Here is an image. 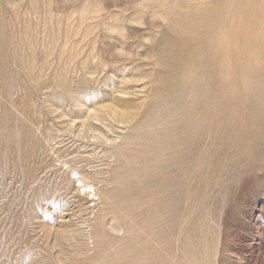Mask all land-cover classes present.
<instances>
[{"label":"rangeland","instance_id":"1","mask_svg":"<svg viewBox=\"0 0 264 264\" xmlns=\"http://www.w3.org/2000/svg\"><path fill=\"white\" fill-rule=\"evenodd\" d=\"M204 17L182 47L224 139L165 123ZM0 34V264H264V0H0ZM255 78L246 160L228 142Z\"/></svg>","mask_w":264,"mask_h":264},{"label":"bare ground","instance_id":"2","mask_svg":"<svg viewBox=\"0 0 264 264\" xmlns=\"http://www.w3.org/2000/svg\"><path fill=\"white\" fill-rule=\"evenodd\" d=\"M214 22L215 19H208V17L202 18L201 21L195 19L193 20L192 18L184 21L183 29L180 35L181 42L179 43L175 54V61L172 63L173 65L169 70L172 76H170L171 81L169 82L168 80V83H170L168 87H172L173 84L177 86L179 85L180 88L183 87V101L181 102L183 109L181 110V108H178L176 113L169 114L166 117L165 123L169 124L170 126L174 125L175 127H173L172 129L181 131L186 139L192 137L197 130H200L202 128H206L205 137L210 136L208 127L210 129H214L212 132L216 136V138L219 137L221 139H224L228 135V131L225 128L226 115L225 105L223 102V92L220 89L218 94H215L212 93V91L206 89L205 86L203 87V83L192 82V78L195 76L194 71L191 70L192 63L195 58V49L193 48L191 49L192 51H187V47H182L187 42H190L191 37H195L202 28H204V31H206L208 28L214 25ZM262 69L263 71L261 72L260 70ZM262 69L256 68L257 75L258 73L264 74V67ZM251 84L253 85V91L251 89ZM249 88L251 89V92L249 91V93H245L246 100L244 105V127H240L237 129L238 131L230 133V136L232 138L228 142V145H230L232 148H235L239 152H242L243 158H245L246 160L249 159V157H251L254 152V144L252 143L253 135L251 133V128H253V126L257 124V120L254 119V111L257 110L260 100L255 98H257L258 95L261 94V89H259L258 81L256 78L253 79V81H250ZM201 89L203 92L199 93L198 90ZM195 104H200V107L196 110L194 109ZM170 117H172V120L168 121L167 119ZM211 120L214 122V126H211L208 123ZM170 126L168 129H170ZM189 141L190 143H192V140ZM190 146V144H187L186 148L190 150ZM191 154V151H186V156L182 160L178 159L177 157H173V159H170L168 161L167 165L177 166L178 164L189 163L190 161L192 162L193 159H190ZM188 156L190 157L188 158Z\"/></svg>","mask_w":264,"mask_h":264}]
</instances>
